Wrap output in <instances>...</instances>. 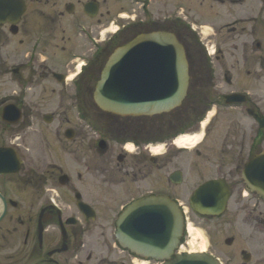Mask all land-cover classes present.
<instances>
[{
  "label": "flooded vegetation",
  "instance_id": "obj_1",
  "mask_svg": "<svg viewBox=\"0 0 264 264\" xmlns=\"http://www.w3.org/2000/svg\"><path fill=\"white\" fill-rule=\"evenodd\" d=\"M155 29L175 34L185 51L186 129H198L199 119L212 112L223 136L229 122V149L221 148L214 177L228 187L226 208L218 216L189 211L210 222L228 210L244 219L246 248L237 252L236 264H264V198L246 191L241 179L244 163L264 151V0H0V169L13 166V153L20 161L16 172L0 174V264H156L118 241L115 222L132 200L157 194L142 188L158 177L157 157L148 142H134L125 132L106 134L105 121L120 118L98 111L91 95L112 51ZM80 59L83 68L71 85L80 87L76 107L86 115H38L40 104L27 89L55 94ZM217 66L227 84L241 77L246 85L227 93L203 87ZM227 95L234 96L230 102ZM93 109L100 116L88 112ZM141 119L147 118H121ZM236 150L244 158L226 163L224 156ZM173 172L166 184L174 185ZM204 181L190 191L185 184L180 196L165 194L184 205L185 216V203ZM127 191L139 192L125 197Z\"/></svg>",
  "mask_w": 264,
  "mask_h": 264
},
{
  "label": "water",
  "instance_id": "obj_2",
  "mask_svg": "<svg viewBox=\"0 0 264 264\" xmlns=\"http://www.w3.org/2000/svg\"><path fill=\"white\" fill-rule=\"evenodd\" d=\"M157 60L152 71L145 72L144 83L128 60ZM163 62L159 63L160 61ZM151 77L148 81L146 78ZM188 85L187 63L182 46L173 34L155 31L138 35L133 41L117 48L109 57L94 87L97 106L118 116H152L177 108ZM171 179L179 181L175 173ZM242 177L247 187L264 195V152L254 156L244 167ZM222 182L201 185L190 198L193 210L202 214L221 212L227 198ZM183 234V218L176 203L166 196L143 197L120 216L116 235L132 252L163 264H218L205 253L174 255ZM231 239L226 243L230 244Z\"/></svg>",
  "mask_w": 264,
  "mask_h": 264
},
{
  "label": "rangeland",
  "instance_id": "obj_3",
  "mask_svg": "<svg viewBox=\"0 0 264 264\" xmlns=\"http://www.w3.org/2000/svg\"><path fill=\"white\" fill-rule=\"evenodd\" d=\"M193 16L197 20V17L195 15ZM207 19L208 17H202V21H205ZM63 25L65 24L63 23ZM115 28V26L110 27L111 30H114ZM99 30L102 31L103 29L100 28ZM78 62L80 63L81 61ZM225 63L227 66H229L230 61L226 60ZM74 71L75 69L72 72L68 73V75L73 74ZM67 82L68 84L66 83L67 85L65 86H55V94H52L48 90L44 93H41L40 90L34 89L32 86L30 87V90L27 89L29 99L37 101V104L43 106H39V109H41V111L38 115L46 112H52L54 116L62 117L78 115L76 113V104L77 100L80 98V95H76L75 88L71 85V83H69V80ZM45 83L51 84L49 79H47ZM246 83L247 82L245 78L232 77L227 84L224 81V77L220 75V71L218 70L217 66L215 68V73L213 74V76H211L210 82H207L206 79V81H204L203 83V87H219L214 89L227 93L230 89H232V87H244ZM38 87H42V85ZM208 119H210V117ZM163 121H165V118L159 117L156 120L152 121V126L158 125L157 127L159 128L162 126L160 125V123ZM142 124H146V122L142 121ZM228 124V121L227 124L224 123V134L223 136H219L218 131H215V128L213 127V125L215 126V123L214 121H212L208 132H206V129H204L205 136L202 138V141L196 146L194 150L179 149L169 143L166 139L161 140L162 144L156 143L159 149L162 148V150L157 152L158 155H160L161 153L162 155L157 156L156 159L158 177L154 181L145 182L142 188H151L157 193L163 192L172 194L173 196H180L182 195V189L185 188V184L187 185L186 188L190 191L192 187L198 184L200 181L206 178L217 176V172L215 171L217 170L216 165L220 162L222 163V159L219 155L221 152V148H225L227 150L229 149V145L224 144L225 132L228 130L226 129V126H228ZM205 125L206 123H204V126ZM180 126H182V124L172 125L168 130L170 131L172 129H177ZM198 130L199 128L195 130L194 128H190L185 132L188 135H192L195 134ZM139 132L140 136L142 137L143 133L145 134V137L151 134L158 135V131H156L154 128H152V130L147 129L145 131ZM235 147H238V143L235 144ZM236 153L237 150L235 152V155L233 154L231 156H224L226 159V163H230V160L234 159V157L236 158V163H240L241 158L244 157L238 156L236 155ZM166 161L167 164L165 163ZM176 169H179L183 173L182 182L176 186L171 185L168 182V184H166L165 178H167L168 174L171 171ZM141 190L142 189H140L139 191ZM139 191H127L125 197L132 196L134 193ZM185 206H187L186 203ZM230 206L231 204H229V207ZM187 211V223H189V226H191L194 230L193 240L195 241L196 245L198 247H202L203 250L206 249L209 252L213 251V254L219 256L222 262H225L227 258H231V264H236L237 252L240 249L246 248L245 239L247 237V230L245 225L242 223L244 222V219L239 216L234 219L232 217V212L228 210L227 214L221 219L217 220V222H210L194 217L190 213L189 209H187ZM226 237H233V242L229 246L223 243V240ZM189 240L190 237L187 234L184 237V242L180 245L181 251L189 250Z\"/></svg>",
  "mask_w": 264,
  "mask_h": 264
},
{
  "label": "bare ground",
  "instance_id": "obj_4",
  "mask_svg": "<svg viewBox=\"0 0 264 264\" xmlns=\"http://www.w3.org/2000/svg\"><path fill=\"white\" fill-rule=\"evenodd\" d=\"M203 125V124H202ZM202 139V133H196L194 135H182L177 137L173 145L176 146L177 148H186V149H191L195 147ZM162 148H155L153 152L157 153ZM158 154V153H157ZM187 234L190 237V240L188 241L189 244V250L188 252L194 253V252H203L202 247H198L193 240V235H194V230L191 226L187 225ZM201 248V249H200Z\"/></svg>",
  "mask_w": 264,
  "mask_h": 264
},
{
  "label": "trees",
  "instance_id": "obj_5",
  "mask_svg": "<svg viewBox=\"0 0 264 264\" xmlns=\"http://www.w3.org/2000/svg\"><path fill=\"white\" fill-rule=\"evenodd\" d=\"M124 127L125 129L127 128V126L125 125V124H122V123H116V127L117 128H119V127ZM168 126H169V123H168V121H166V122H164L163 124H162V126L161 127H159V129H158V134L159 135H164V134H166L167 132H168ZM161 133V134H160Z\"/></svg>",
  "mask_w": 264,
  "mask_h": 264
}]
</instances>
